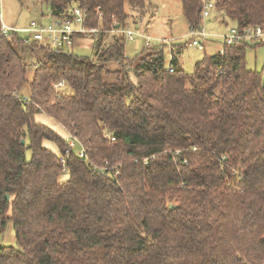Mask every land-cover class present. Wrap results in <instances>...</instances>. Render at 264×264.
I'll return each instance as SVG.
<instances>
[{
	"label": "trees",
	"instance_id": "16d2710c",
	"mask_svg": "<svg viewBox=\"0 0 264 264\" xmlns=\"http://www.w3.org/2000/svg\"><path fill=\"white\" fill-rule=\"evenodd\" d=\"M39 1L43 22L76 6L97 34L86 56L0 32V239L8 222L15 239L0 264H264V64L244 60L264 41L222 42L188 72L163 47L128 57L111 32L146 0ZM213 2L239 30L264 26V0ZM180 4L203 28L202 0Z\"/></svg>",
	"mask_w": 264,
	"mask_h": 264
},
{
	"label": "rangeland",
	"instance_id": "374dc122",
	"mask_svg": "<svg viewBox=\"0 0 264 264\" xmlns=\"http://www.w3.org/2000/svg\"><path fill=\"white\" fill-rule=\"evenodd\" d=\"M147 7L140 15L132 11L129 2L125 4V10L130 13L127 19L129 28L150 37V43L153 48L163 47V56L167 64L171 59V49H173L178 59V65L185 71L191 72L197 60L204 54H214L222 49V41L219 38L226 32L228 27H232L234 22L224 18L222 20L219 12L212 10L211 15L203 20L202 27L208 36L209 42L205 43L203 49L191 44L193 39L199 40L200 37L192 36L188 29L187 22L182 15L180 0H146ZM48 5L39 0H0V19L8 26L22 28L28 25L32 20H44L47 18L41 16L48 13ZM132 14V16H131ZM121 34L120 32H113ZM83 37L76 38L72 51L78 55H93L92 42L95 40V33H87ZM123 35V34H121ZM145 40L142 37H136L134 41H125V52L130 58H137L142 51H148L145 47ZM181 44V48L178 45ZM178 49L180 53L177 54ZM245 65L249 69L260 70L264 64V46H249L245 49ZM114 63L109 64V69H115ZM115 75L106 74L105 81H112ZM62 90H66L64 86ZM35 121L41 122L60 134H66L60 124L40 112L35 114ZM44 145L58 151L56 146L50 141H44ZM77 146V144L75 143ZM75 146L74 150L78 148ZM29 156V151H26ZM1 244L15 246L14 231L12 223L6 224L5 230L1 236Z\"/></svg>",
	"mask_w": 264,
	"mask_h": 264
},
{
	"label": "built area",
	"instance_id": "2783aa9c",
	"mask_svg": "<svg viewBox=\"0 0 264 264\" xmlns=\"http://www.w3.org/2000/svg\"><path fill=\"white\" fill-rule=\"evenodd\" d=\"M213 9V0H202L201 19L204 20L209 17ZM85 13V9H80L75 6L71 9L70 18H54L47 22L32 20L28 25L22 28L8 26L0 19V32L2 35H6L10 32H16L26 42H35L40 45L49 46L54 50L72 48L77 35L79 36L82 33L97 32L96 28L88 29L83 25ZM98 14L101 16L100 12H98ZM111 32H120L123 34L125 40L128 39L129 41H134L136 37H142L145 40V47H152L150 37L137 32L135 29H131L129 27L124 29L113 28L111 29ZM190 33L192 36L200 37L199 40L193 39L191 44L203 49L205 43L207 42L206 37L209 34L205 32L203 28ZM220 37L224 46L239 42L259 43L264 41V26L248 27L243 30H239L236 26H233ZM169 69L172 70V68ZM64 85V79H59L53 84L54 91L58 92L62 87H64ZM22 100L27 101V98L23 97ZM66 140L69 147H73L75 145L76 140L71 134L67 135Z\"/></svg>",
	"mask_w": 264,
	"mask_h": 264
},
{
	"label": "crops",
	"instance_id": "0c3cea01",
	"mask_svg": "<svg viewBox=\"0 0 264 264\" xmlns=\"http://www.w3.org/2000/svg\"><path fill=\"white\" fill-rule=\"evenodd\" d=\"M41 16H42V13H41ZM38 21H44V20L38 19ZM233 26H235V25H233ZM233 26H232V27H233ZM229 28H230V27H228V28L226 29V31H227ZM79 37H83V36H80V35L78 36V35H77V38H79ZM75 40H76V39H75ZM75 40H74V43H75ZM152 47H153V46H152ZM152 47H151V48H152ZM151 48H150V49H151ZM219 51H220V50H219ZM172 52H173V49H171V53H172ZM172 56H173V54H172ZM172 56H171V57H172ZM111 70H114V69H111ZM112 75L114 76V74H112Z\"/></svg>",
	"mask_w": 264,
	"mask_h": 264
},
{
	"label": "water",
	"instance_id": "95a60500",
	"mask_svg": "<svg viewBox=\"0 0 264 264\" xmlns=\"http://www.w3.org/2000/svg\"><path fill=\"white\" fill-rule=\"evenodd\" d=\"M119 26L117 25L115 28H118ZM21 143H23V140H21ZM6 197H8L7 195H6ZM172 207V206H171Z\"/></svg>",
	"mask_w": 264,
	"mask_h": 264
}]
</instances>
